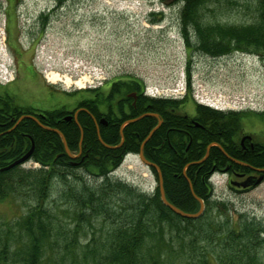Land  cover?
<instances>
[{
	"label": "trees",
	"instance_id": "trees-1",
	"mask_svg": "<svg viewBox=\"0 0 264 264\" xmlns=\"http://www.w3.org/2000/svg\"><path fill=\"white\" fill-rule=\"evenodd\" d=\"M179 1L183 2L182 33L187 48H195L213 57L242 52L255 53L264 58V0H255L253 5L257 15L251 22L243 24L204 21L206 8L214 6L216 9H227L238 0ZM188 29L193 32L195 45ZM130 83L117 84L110 93H118V96L125 94L131 90ZM186 85L188 93L184 99H153L152 102L159 106L158 110L163 107L166 109L165 116L171 115L172 107L192 97L191 75L187 76ZM93 98L95 100L97 96ZM194 104L196 119L202 124L210 118L223 124L219 119L233 114L211 109L196 101ZM258 115L264 119L263 113ZM184 122L179 121V124L184 127ZM136 126L141 136L138 139L140 143L154 125L149 119ZM65 131L69 135L70 147L77 149L81 135L78 126L74 124ZM41 134L39 132L42 138L36 141L37 149L33 155L34 161L40 164L39 169L24 170L16 166L2 171L16 156L1 158L0 154V203L24 195L35 201L30 211L22 215L14 226H7L5 233L0 228V264H44V260H47V264H170L166 257L170 252H175L173 238L181 240L179 248L186 250L187 246L189 252L200 255L194 259L196 262L193 264H264V224L242 215L234 222L228 212H224L226 205L215 200V189L209 181L212 167H205L211 165L213 156L210 155L203 163L190 164L200 161L206 155L209 139L201 129H196L192 134L189 148L190 140L184 138V134L168 135L162 128L146 144V157L160 167L169 202L187 213L200 210L201 205L195 196L205 202L206 209L198 219L183 218L166 207L158 187L149 193L110 177L127 153L138 152L137 135L133 130H125L127 147L111 150L101 145L95 130L85 129V143L99 155L90 154L81 166L73 165L65 153L61 156L48 154L50 146L46 134ZM53 135L55 148L63 149L60 138ZM100 135L110 145L121 140L118 127L108 132L101 131ZM5 142L0 140V147L6 145ZM213 150L220 152L218 149ZM189 164L188 169H185ZM261 166H264V155L258 158V167ZM78 169H84L89 175L102 179L103 184L96 191L87 186L82 188L83 194L78 199L79 205H76V232L71 237L69 233L58 232L59 228L53 221L54 214L51 217V209L47 208L46 203L51 197L55 180L65 183L70 176L79 178ZM221 206L224 211L220 210L216 214L214 210ZM223 214L226 215L225 222L219 220ZM100 216L111 223L110 228L106 229L103 236H93L87 245L80 246L76 236L82 223ZM199 242H205L207 246L217 244L207 252H197L196 245Z\"/></svg>",
	"mask_w": 264,
	"mask_h": 264
},
{
	"label": "rangeland",
	"instance_id": "rangeland-1",
	"mask_svg": "<svg viewBox=\"0 0 264 264\" xmlns=\"http://www.w3.org/2000/svg\"><path fill=\"white\" fill-rule=\"evenodd\" d=\"M255 2L238 0L227 9L210 6L203 13L204 21L249 23L257 15ZM182 8L183 2L179 0H0V74L3 76L11 62L2 41L6 21L11 22L23 46L33 45L34 60L43 74L48 78L59 75L61 81L53 83L46 79V82L65 92L71 107L79 96L100 95L95 91L112 81L138 80L149 88L174 91L191 75L193 94L184 103L186 112L195 113V101H246L252 104L253 110L244 108L238 112L257 116L261 122L258 131L264 130V119L258 115L264 114V58L242 52L213 57L187 48L182 33ZM47 22L48 28L39 37L42 24ZM188 31L194 40L192 30ZM67 78L79 81L83 87L68 85ZM39 168L36 161L22 167L24 170ZM77 174L79 178L70 176L65 183L56 179L46 203L51 217L54 214L58 232L69 233L71 237L76 232V205L83 194L82 188L87 186L96 191L103 184L102 179L84 169H78ZM110 177L150 193L159 184L156 174L133 154L126 156ZM217 182L214 198L226 208L214 210L216 214L223 210L234 222L242 215L264 224V180L248 192L231 188L226 174L219 175ZM117 203L113 205L118 206ZM34 204L33 198L27 195L0 203V228L4 233L8 225L14 226ZM221 217L219 220L225 222L226 215ZM110 226L102 216L94 217L82 223L76 242L83 247L93 236L106 234ZM199 243L197 252H207L217 244L209 247L205 242ZM180 244L181 240L173 238L175 252H170L166 259L170 264L195 263L194 259L200 255L189 252L187 246L186 250L179 248Z\"/></svg>",
	"mask_w": 264,
	"mask_h": 264
},
{
	"label": "flooded vegetation",
	"instance_id": "flooded-vegetation-1",
	"mask_svg": "<svg viewBox=\"0 0 264 264\" xmlns=\"http://www.w3.org/2000/svg\"><path fill=\"white\" fill-rule=\"evenodd\" d=\"M48 24V22L46 25L42 24L38 33L39 37L45 33ZM4 28L2 41L11 62L0 80V140L6 141V145L0 147V154L1 158L15 155V159L9 161L11 164L26 155L32 148L31 157L18 167L34 161L36 141L42 138L39 132L46 134L50 146L48 154L61 156L65 153L73 165L81 166L90 154H96L95 150L85 143V129L95 130L100 141L101 131L108 132L118 127L121 140L117 144H108L116 147L109 148L111 150L127 147L125 130L131 129L137 135L136 141L139 145L138 152L135 154L140 157L142 153L146 159L148 154L146 144L157 130L162 128L168 135L184 134L183 137L190 140L187 147L189 148L193 140L192 134L196 129H201V132L209 139L205 158L207 159L210 155L214 157L211 165L205 167L211 166L213 172L219 170L226 173L228 185L237 192H248L257 187L256 182L261 175L264 180V173L258 171V169H264V166L258 167V158L264 155V130L258 131L261 128V122L258 121L257 116H247L242 112L234 111L231 112L233 114L224 115L219 119L223 121V124L215 122L213 118L202 124L196 119V105L194 104L195 113L191 115L183 109L185 102L172 107L171 115L165 116L166 109L159 108V111L157 108L159 106L152 102L153 99L165 98H150L146 94L145 86L136 80L112 81L96 91L97 94H101L95 100L86 98L85 95L83 98L79 96L71 107L68 95L46 82L47 75L43 74V70L34 60L33 45L29 44L27 47L22 45L16 37L11 22L7 24L5 21ZM128 82H132L130 91L119 96L118 93H110L115 85ZM149 119L153 121L154 126L148 131L147 137L139 143L138 139L141 136L136 125L143 121L146 123ZM179 121H185L184 127L179 124ZM74 124L81 132L77 149L70 147L69 135L65 131ZM53 133L60 138L63 149L55 148ZM100 143L105 146L101 141ZM213 148L220 152L214 151ZM98 155L96 154L97 157ZM154 164L158 169L151 168L160 184L161 169L156 163ZM190 164L200 163L196 161ZM190 164L185 169H188ZM189 184L192 186V183L189 182Z\"/></svg>",
	"mask_w": 264,
	"mask_h": 264
},
{
	"label": "water",
	"instance_id": "water-1",
	"mask_svg": "<svg viewBox=\"0 0 264 264\" xmlns=\"http://www.w3.org/2000/svg\"><path fill=\"white\" fill-rule=\"evenodd\" d=\"M152 133H153V132H152ZM152 133H151V134H152ZM151 134H150V136H151ZM100 141H101L106 147H108V148H116L115 146H110V145L104 143V141L102 140V138H100ZM68 152H69V150H68ZM32 153H33V148H32V149H31L26 155H24L23 157H21L20 159H18L17 161H15L14 163H12V164L9 165L8 167H6L5 169L7 170V169H10V168H12V167H14V166H18V165H20V164L25 163V162L31 157ZM140 158H141V160H142L146 165H148L149 167H155V168H157V166H156L154 163L148 161V160L144 157V155H143L142 153L140 154ZM205 159H206V158L202 159L201 161H199V163H200V162H203ZM157 169H158V168H157ZM258 171L264 173V169H258ZM262 180H263V175H261V176L258 178L256 184H260V183L262 182ZM159 191H160V196H161V200H162L163 204H164L166 207H168L170 210H172L174 213H176L177 215H179V216H181V217H183V218H187V219H198L199 217H201V216L203 215L204 210H205V204H204V201H203L202 199H200L199 197H196V196H195L196 199L199 201V203H200V205H201V206H200V210H199L197 213H187V212H184L183 210L179 209L178 207H176L175 205H173L171 202H169V200H168L167 197H166V192H165V188H164V184H163V179H162V176H161V175H160Z\"/></svg>",
	"mask_w": 264,
	"mask_h": 264
},
{
	"label": "built area",
	"instance_id": "built-area-1",
	"mask_svg": "<svg viewBox=\"0 0 264 264\" xmlns=\"http://www.w3.org/2000/svg\"><path fill=\"white\" fill-rule=\"evenodd\" d=\"M159 95H165V96H168L171 94L170 91H159L158 92ZM206 104L210 105V106H213L215 108H220V109H224V108H233V107H236L238 102L237 101H232V102H217V101H204Z\"/></svg>",
	"mask_w": 264,
	"mask_h": 264
},
{
	"label": "bare ground",
	"instance_id": "bare-ground-1",
	"mask_svg": "<svg viewBox=\"0 0 264 264\" xmlns=\"http://www.w3.org/2000/svg\"><path fill=\"white\" fill-rule=\"evenodd\" d=\"M49 81H51V82H53V83H55V82H57V81H61L60 80V77H59V75H57V74H55V75H51V76H49V78H47ZM66 83L68 84V85H70L71 83L72 84H76L77 86H80V87H83V85H82V83H80L79 81H72L71 79H69V78H67V80H66ZM101 138V137H100ZM9 165H11V163L9 164ZM8 165V166H9ZM8 166H5V167H3L1 170L2 171H5L6 169V167H8ZM15 168V166L14 167H12V168H10V169H7V170H11V169H14ZM187 177V176H186ZM187 180H188V182H190V183H192L191 182V180L187 177Z\"/></svg>",
	"mask_w": 264,
	"mask_h": 264
}]
</instances>
